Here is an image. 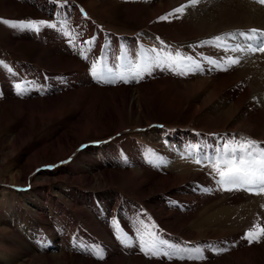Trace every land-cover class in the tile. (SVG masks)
<instances>
[{"label": "bare ground", "instance_id": "obj_1", "mask_svg": "<svg viewBox=\"0 0 264 264\" xmlns=\"http://www.w3.org/2000/svg\"><path fill=\"white\" fill-rule=\"evenodd\" d=\"M259 1L264 4V0ZM24 2L26 0L12 3L19 10L21 5L27 4ZM201 3L202 12L208 11L201 19L193 16L197 9L191 0H159L156 3L148 0L146 5L137 8L127 3V11L141 17L139 23L146 30L137 37L122 36L124 39L121 38L120 43L118 38L112 37L107 44L113 42V50L111 48L112 51L104 55H96L94 51L97 50H93L94 56L89 53L90 45L79 46L73 31L65 33L62 22L68 20L70 9H63L53 16L56 22L48 24L43 32L50 44L47 53L37 59L35 69H24L23 72L20 67L24 68V65H19L15 72L3 73V78H0V167L8 157H14L8 169L16 170L19 184L36 167L48 164L49 153L55 152L61 160L88 138L99 139L125 129H132L133 135H127L129 139H122L117 145L111 142L87 150L96 151L100 162L113 165V171L100 168L95 159L85 156V151L79 153L73 162V165L84 168L82 176L70 174L66 179L64 176L56 177L52 190L58 198L69 203L66 207L37 187L31 193L15 194L11 191L0 196V205H7L12 213H2L0 223L6 221L14 234L10 238L0 237V260L10 255L13 264L19 261L21 264H72L71 259L79 264H264V235L260 236L259 242L245 239L248 231L258 233L264 227V192L259 190V186L221 185L218 174L212 168L218 153L224 157L225 142H230L229 149L237 146L239 133L256 141L254 150H264L261 146L264 144V110L258 101H254L260 89L258 80L261 81L260 76H264V54L260 57L263 60H252L253 52L249 46L254 47L253 43L245 46L237 43L234 32L237 28L245 38L253 37L252 30L257 33L259 26L264 31V21L256 18H260V14L243 8L237 2L231 6L232 20L224 23L210 13L221 0H201ZM177 8L183 10L177 13ZM161 17L167 19L162 20ZM83 21L91 23L85 18ZM53 24H57L55 28L51 27ZM184 27L193 31L183 35L180 30ZM84 28L88 30L86 26ZM94 28L100 33L96 26ZM105 33L99 35L100 40ZM33 34L37 36V33ZM217 36L221 37V42L215 40ZM160 38L181 47L172 48ZM260 42L262 40L254 45L257 47ZM0 44L9 51L20 45H37L25 39H12L8 43L0 40ZM190 48L192 51H189ZM169 55L177 61L173 65L174 71L167 67L159 70L153 65L151 74L144 72L143 78H131L137 65L143 69L144 62H150L157 56L165 59ZM182 57L187 59L188 66L181 63ZM93 63H96L103 78L95 77V82L89 79L81 83L79 76L92 75ZM195 64H199L200 68L193 71ZM224 66L227 68L225 72ZM86 67L90 71H84ZM199 70L206 75H203V81L194 75ZM120 75L129 79L127 87L117 86L114 89L105 84L109 77L119 78ZM19 80L24 81L25 87L20 88L22 84ZM72 81L80 83L79 87L68 90L70 86H65L66 90L64 85ZM7 84L19 85V88L15 87V91L10 93ZM57 86L63 94L34 103L21 101L16 94L23 90L30 96L37 90L45 93ZM247 108H254L255 122L249 121V114L245 115ZM72 115L75 119L69 121L71 124L66 135L34 151L35 157L22 163L23 155L19 154V148L37 130L54 119L64 120ZM17 120L23 123L20 130L14 127ZM174 120L196 132L181 134L171 132L167 127L169 132L150 129L161 123L170 126ZM5 128L13 130L8 134ZM139 128L150 130L137 133L135 129ZM230 156L229 151L224 158ZM259 156L262 155L259 153ZM259 156L254 157L257 159ZM197 159L200 163L196 162ZM156 161L158 167L153 164L155 170L147 165ZM221 166H224L223 163ZM58 173L55 171L47 175ZM63 179L93 188L115 186L117 190L105 192L112 203L103 195L97 198L81 196L82 202L77 203L73 192L64 188ZM5 183L11 184L9 177ZM201 186L205 191L201 192ZM159 193L163 194L160 196ZM123 194L129 198L128 202L124 201ZM98 202L109 211L122 214L127 221L123 231L120 230L122 224L117 225L118 221H112L113 217L108 219ZM79 204L89 209L84 210ZM157 207L162 208L169 221H162ZM45 211L50 212L59 225L48 214L45 215ZM160 220L163 223L159 224ZM191 239L195 241L191 242ZM147 248L152 251L146 252ZM222 248L227 250L220 251ZM107 249H116L119 253L113 260L106 261L101 257L105 253L101 252ZM165 252L168 256L164 255ZM206 254L217 258L206 262ZM181 256L184 259H179ZM189 256L192 258L189 259Z\"/></svg>", "mask_w": 264, "mask_h": 264}, {"label": "rangeland", "instance_id": "obj_2", "mask_svg": "<svg viewBox=\"0 0 264 264\" xmlns=\"http://www.w3.org/2000/svg\"><path fill=\"white\" fill-rule=\"evenodd\" d=\"M13 1H15V0H0V40L3 43H8L9 41H12V39L16 40V41H21V39H25L26 41H29V40L31 42L34 41V43L37 45H35V46L32 45L30 47L20 45L17 48H15L14 51H9L0 44V78H3V73H6V72L10 73L12 71L15 72L17 70V68L20 67L19 65H24V68L20 67V69H22L21 71H23V72H25L24 69H29V70L35 69V63L37 62V59L40 56H42L43 54L47 53L46 49H47V46L50 44V42L47 40V38L44 37L43 32L45 31L48 24L56 22V20L53 18V16L58 15V13H60L63 9L66 10V8L70 9V10H68V11H70V15H69V18L67 21L63 20V22H62V25H64V27L66 28L65 33L69 32V31H71V33H72V31H73L75 33L74 36L76 37V39L79 42V46L87 47V45H90L91 50L89 51V53L92 52L91 54H93V56L95 55L93 53V50H97V51H94V52H96V55H99V54L104 55L105 53L106 54L110 53V50L113 47L112 46L113 42H109L108 44H107V42H108V39H110L112 37L118 38L117 41L120 43L122 41V39H124V38H122V36L123 37H126V36L135 37L136 36L137 37L138 35L143 34V32L146 30L139 23V20H141L142 18L136 16L132 12L127 11V5H130V6L137 8L138 6L140 7L142 5H146L148 0H137L136 3H135L136 0H134V1L130 0L129 2H128V0H124V1L123 0H26V2H24V3H27V4L29 3V4L28 5L27 4L21 5L22 8L19 10L16 9L17 6H13L14 5L12 3ZM145 1H146V3H145ZM153 1L156 3L159 0H153ZM196 2L200 3L201 5H196V3L193 4L194 6L196 5L195 7L197 9V11H195L193 16L196 18L200 17V19H201L202 17H204V15L207 14L208 11L202 12L201 0H196ZM237 2H239L243 6V8L244 7L249 8V9L255 11L257 14H260L261 19L259 18V16H257L256 18L260 22H262V20L264 21V4L262 2H260L259 0H250V1L249 0H221V3L218 4L217 8L214 9L210 13H213V15L217 19H220L224 23H227L230 20H232V18H233L231 6ZM17 3H19V2H17ZM89 3H90V6L88 5ZM132 3H134V4L131 5ZM39 6L41 9H39ZM76 7H77V9H75ZM46 8H48V9H46ZM14 9H16V10H14ZM89 11L92 15L89 13ZM199 14H201V15H199ZM77 17H78V19H77ZM83 18H85L86 20L88 19L92 23V25H91V23L88 24V23H86V21H83ZM181 19H182V17H181ZM31 21L37 22V24L39 25V28H40L39 32H35L32 30H28V29L21 30L19 28L12 27L13 23H16V24H18L20 22L28 23ZM40 22H43V23L41 24ZM55 25H57V24H55ZM81 25L83 26V28L86 26L88 30H86V28L83 29ZM93 25L96 26V28H98V30H100L99 31L100 33H98V31H95V28ZM90 26H92V27H90ZM74 27H76V28H74ZM90 29H92V30L89 31ZM258 29H259V31H257V33H256L257 36H253L252 39H248V37L245 38L244 35H241L242 32H240V29L236 28L234 30L236 42L237 43L239 42L243 46L248 45L249 42H251V43H253V46L256 47L254 45L256 41H260V40L264 41V31H261L262 26H259ZM84 30H86L87 32L85 31V33H84L83 32ZM192 31L193 30L190 27H184L183 29L180 30V32L183 35H187ZM33 32L37 33V36H35L33 34ZM92 32H93V34H92ZM101 32L102 33L106 32V33L104 34V37H101L102 39L100 40L99 35L102 34ZM90 33H91V35H90ZM114 33H116V34H114ZM95 35L98 37H96ZM98 39H99V41H98ZM159 40H163V39L160 38ZM101 42H103V43H101ZM164 42H165V40H163V43ZM92 44H94V45H92ZM165 44L166 45L167 44L172 45L171 46L172 48L181 47V46H176L175 44H172L169 41L165 42ZM108 45H109V47H108ZM98 47H99V51H98ZM113 48H112V50H113ZM103 49H104V51H103ZM189 51H192L191 48L189 49ZM258 52H260V51L257 50L251 54V55H253L252 60H255V62L259 59L263 60V58H260V57L264 53L263 52L258 53ZM109 60H111V56H110ZM180 61L184 66L189 65L186 58L182 57L180 59ZM109 62L111 63L113 61H109ZM147 63H148V61L144 62L143 64L145 65ZM226 64L230 65V63H226ZM227 65H225V66L227 67ZM225 66H224L225 69L223 68L224 72L227 70V68ZM87 69H89V70H87ZM82 71H83V69H82ZM84 71H90V68L86 67V68H84ZM262 71L264 72V69ZM194 75L196 77H198V80L200 78H201L200 79L201 81L204 80L202 78L204 74L201 73L200 70L198 72H195ZM23 76H24V74L22 75V77ZM81 76L82 75L79 76L80 80L82 81L81 83H85V82L89 81V79L91 82H95V80H96V78L92 77V75H88L89 77L87 75L82 76V77ZM204 76H206V75H204ZM114 78H116V79H114ZM92 79H94V80H92ZM108 79L110 80V83H109ZM108 79L105 80V84L107 86L110 85V87H112L114 89H116L117 86L118 87L119 86H121V87L122 86H124V87L128 86V83L121 82V80H119V78H117V77H109ZM260 79H261V81L258 80V83H260V89H258V91H257L258 93H257L256 99L254 101H258L260 103L259 106H261V108L264 110V76H260ZM107 80H108V82H106ZM112 80H115L116 82L112 83L111 82ZM144 80L146 82L150 81L147 79H144ZM43 81H44V79H43ZM18 82L23 85V86L21 85L20 88L25 87L23 80H19ZM55 84H57V83H55ZM78 84H80V83H76V81L74 83V81H72V82L67 84L68 86L64 85V87L66 86L68 88L70 86L69 87L70 89L68 88V90H71V89L74 90L77 87H79ZM13 85L7 84V86H6L10 93H12L13 90L15 91L16 86L15 85L13 86ZM74 86H76V87L74 88ZM67 88H66V90H67ZM63 93H64L63 90H61V88H59L57 86V87H54L52 89L49 88L48 91H46L45 93H40L37 90V91L31 93L30 96L28 93V94H24V97H20V95H17V97L21 101H25L28 103H31V102L34 103V101L51 99V98H54L55 96H58L59 94H63ZM253 109L254 108H247V110L245 111V115L249 114L248 118H249V121H251V122H255V119H256L255 114L253 113ZM62 119L63 118L54 119L53 121H51V123L42 126L39 130H37L34 133L35 135L31 139H29L28 142H26L25 144H23L19 148V151H20L19 154L21 156L23 155L22 163L28 162L27 160L28 159L30 160L31 157L34 158L35 157L34 151L39 150L45 146H48L49 144H52V142L54 143L60 137H63L64 135H66V133L69 131V128H70L69 125L71 124V122H69V121H74L75 116L72 115V116L64 118V120H62ZM200 120H202V119L200 118ZM218 123H220V122H218ZM22 124L23 123H21L20 121L17 120V122L15 121L14 127L18 128L20 130L23 128ZM154 126H155V128L152 127L150 129L151 130L152 129H158V130H162V131H167L166 129L168 128V129H170L169 131H171V132L175 131V132H177V133L179 132L181 134L182 133L187 134L188 132H194V133L196 132L191 127L186 128V127L180 126L176 122V120H174L170 124V126H166L163 123L155 124ZM150 129L142 128L140 130V128H139V129H135V131L137 133H140V132H142V130L148 131ZM4 130H7L8 134H9L10 132H12L13 129L5 128ZM169 131H167V132H169ZM132 133H133L132 129H125V130L118 132L114 135L101 137L99 139L88 138L89 140L84 141L83 143L79 144L77 147H75L71 152H69L67 154L65 159H61V160H59L56 157L55 152L52 154L49 153L48 156H51V158H50L48 164H41L38 167H36L30 174L27 175V178L25 181H24V179L21 180L20 184L16 180V170L13 171V170L8 169V166H9L8 164H9V162L11 163L13 161L14 157L13 158L8 157V160H6L5 163H2L1 167H0V196H2V195L4 196L5 194H9V192H11V191L14 192L15 194H18L20 192L21 193L22 192L31 193L32 189L37 187V189L40 192H45V195L46 194L52 195L53 197H55L57 199L58 202L62 203L63 206L66 207V206H68L69 203L67 201H63L61 198H58L57 194L54 192V190H52V187L54 186V182H55L56 177L64 176L65 177L64 179H66V177L70 174H74V175L78 174V175L82 176L81 171H83L84 168L79 167L76 164L73 165V162L78 157L79 153L85 152V151H86L85 156H88L92 159H95L96 162H98L99 165H101L100 168H102L103 170H105L107 172L113 171L114 170L113 165H109V163H106L104 161L100 162V158L96 154V151L88 152L87 150L90 149V147L91 148H93V147L98 148V147L103 146L104 144H107V145L111 144V142H113V144L116 143L115 145H117V144H119L120 140L125 139V138L129 139L128 137H132L131 136V135H133ZM202 133L205 134L207 132L202 131ZM127 135H128V137H127ZM237 135L239 137L237 140L238 144L247 142L248 140H252V138L248 137L246 134H240L239 133ZM71 140H73V139H71ZM128 141H130V140H128ZM0 144H1V138H0ZM261 146H264V144ZM255 147H256V144L251 148L252 151L250 150V152L251 153L254 152L253 156H259V153H260L262 156H259L257 159L260 158V160L261 159L264 160V150L261 148H260L261 150L256 148L257 149V151H256V150H254ZM262 151H263V153H262ZM257 152H259V153H257ZM192 160H194V159H192ZM153 164L157 165L158 163H157V161L155 163L154 162H148L147 163V165L150 168L153 167L152 169H154V167L156 165L154 166ZM156 167H158V166H156ZM7 170H9V172ZM55 171H57L59 173L56 175L55 174L54 175L53 174L47 175V173H54ZM85 176L83 175V178L87 179ZM7 177L10 178L11 184L5 183ZM200 178H202V177H200ZM63 180L61 182L65 186L64 188H66V189L68 188L69 190H71L73 192L74 199L77 200V203L82 202L81 196H84V197L85 196H89V197L94 196L95 198H97V196H102V195L105 196L107 198V200L110 202L111 200L108 196H106L105 192L107 190H110V191L111 190H117L115 186H112V187L109 186V188H107V189L106 188L105 189L104 188H93V187L88 186V185L87 186L81 185V184L77 183L76 181L74 182V181H66V180L63 181ZM24 182H26V184H24ZM201 187H202V188H200L201 192L205 191L204 186H201ZM208 190H206V191H208ZM162 194L163 193H159L158 195L161 196ZM111 195H113V194L111 193ZM123 195H124L123 198L124 199L126 198L124 201L128 202L129 198L125 197L127 195L126 194H123ZM19 199L23 200L22 197H19ZM137 201L139 204H141L140 203L141 201H139V200H137ZM110 203H112V202H110ZM98 204H99V208H101L102 210L105 211V214H106L108 219H111L113 217L112 221H114V220L118 221L117 225L122 224L123 227H122V229H120L121 231H123L126 228L127 221L125 220V218L122 216L121 213H119L118 211L116 213L109 211V209L105 208V206L103 204H100V202H98ZM79 206L81 208H83L84 210L89 209V208H86L82 204L81 205L79 204ZM6 207H7V205H5V207H4V205H0V212L2 211L0 213V215H2V213H11V211L8 210V208H6ZM158 209H159V212L162 216V221H164V222L169 221L170 219H169V217H167L168 215L163 213L162 208L157 207L156 210H158ZM45 213H44L45 215L48 214L50 219L52 218L59 225V222L54 218V216H52V215L50 216V212L45 211ZM201 213L202 212L197 213L196 215L199 216ZM148 214H149V211H148ZM197 216H195L193 218H196ZM14 219L15 218H13L12 220H14ZM9 220L10 219H8V221ZM162 221L160 220L159 224L163 223ZM11 229L12 228L8 227V225L6 224V221L1 222L0 223V237H5V238L12 237L14 234L12 233ZM62 229L66 233V230L63 227H62ZM21 232H22V229H21ZM168 236H170V235H168ZM210 239H212L215 242V240L213 238H210ZM194 241L195 240L191 239V242H194ZM35 245L38 247L37 244H35ZM116 249L109 250L112 252H109L108 249H107V251L102 250L101 253L104 252L105 254H103V256H101V257H104L106 259V261L107 260H109V261L113 260L112 258L116 257V255L119 253L118 250H116ZM36 252H37V249H36ZM6 257L7 258H5L4 260H2V259L0 260V262L2 264H13L14 263L13 259L11 258L10 255H7ZM156 258H159V256ZM156 258H154V261L158 262V260ZM216 258L217 257H214V255H207L204 260L207 262V260L212 261ZM22 259H25V257ZM71 260H72L71 261L72 264H79L76 260H74V259H71ZM18 264H21V261H19Z\"/></svg>", "mask_w": 264, "mask_h": 264}, {"label": "snow or ice", "instance_id": "obj_3", "mask_svg": "<svg viewBox=\"0 0 264 264\" xmlns=\"http://www.w3.org/2000/svg\"><path fill=\"white\" fill-rule=\"evenodd\" d=\"M193 3L196 2V0H192ZM182 8H177L175 11L177 13L181 12ZM160 19L164 20L167 19V17H161ZM41 24L43 22H40ZM12 27L19 28L21 30L28 29L33 30L35 32H39L40 28L37 22L31 21L28 23L20 22L18 24L13 23ZM51 27L55 28V25H51ZM253 36H255L256 30H252ZM241 35H244L241 33ZM253 37H248V39H252ZM215 40L217 42H221V37L217 36L215 37ZM207 43V42H205ZM216 46H219L218 44ZM249 50L252 52H255L259 50L260 52H264V41L260 42L257 47L249 46ZM154 51V50H153ZM243 51V49H241ZM83 55V52L81 53ZM179 55V53H177ZM85 58H87L85 56ZM235 63V61H233ZM177 63L176 58L169 55L165 59H160L158 56L148 62L144 65L143 69H141L140 65L136 66V70L131 73V78H143L144 72H147L151 74V71L153 69V65L156 66L159 70H164L165 67H167L169 70H175L173 69V65ZM200 68L199 64H195V67L193 71L198 70ZM187 74V72H185ZM92 75L94 77H97L98 79L103 78L102 74L98 71L96 63L92 64ZM119 79L123 81L124 83H128L129 79L125 78L124 75H120ZM112 83H115V80L111 81ZM19 88V85L16 86ZM17 95H23V90L16 93ZM230 142H225L223 147L225 150L224 157H227V153L230 151L231 156L228 158H224L219 155L215 160V162L212 164V168L215 173L219 176V183L221 185H233L234 187H249V186H259V190L261 192H264V160L256 159L253 154L250 152V149L256 144V141L248 140L244 143H239L236 147H232L229 149ZM197 163H200V160L197 159ZM223 163V167L221 166ZM226 190H231L227 189ZM264 235V227L259 229V232L255 231H248L245 235V239L249 240V242H252L255 240L256 242H259L260 236ZM226 248L220 249V251H226ZM147 251H152L151 248H147ZM199 251V249H197ZM154 256L156 255L155 252L152 253ZM165 256H168V253H164ZM192 257L189 256V259ZM171 259V257H169ZM179 259H184L183 256L179 257Z\"/></svg>", "mask_w": 264, "mask_h": 264}]
</instances>
